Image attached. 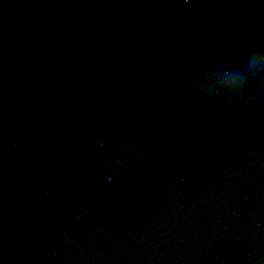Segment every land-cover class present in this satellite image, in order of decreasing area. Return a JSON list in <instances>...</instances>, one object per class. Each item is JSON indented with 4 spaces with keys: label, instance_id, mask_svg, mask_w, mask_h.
<instances>
[{
    "label": "water",
    "instance_id": "obj_1",
    "mask_svg": "<svg viewBox=\"0 0 264 264\" xmlns=\"http://www.w3.org/2000/svg\"><path fill=\"white\" fill-rule=\"evenodd\" d=\"M0 264H264V0H0Z\"/></svg>",
    "mask_w": 264,
    "mask_h": 264
}]
</instances>
